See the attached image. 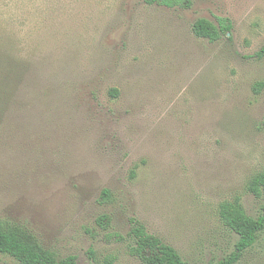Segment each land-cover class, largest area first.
Returning a JSON list of instances; mask_svg holds the SVG:
<instances>
[{"label": "rangeland", "instance_id": "1", "mask_svg": "<svg viewBox=\"0 0 264 264\" xmlns=\"http://www.w3.org/2000/svg\"><path fill=\"white\" fill-rule=\"evenodd\" d=\"M199 19L232 30L198 38ZM0 46V225L77 264H142L136 219L217 264L239 239L220 204L263 215L264 0H0ZM234 264H264V231Z\"/></svg>", "mask_w": 264, "mask_h": 264}, {"label": "trees", "instance_id": "2", "mask_svg": "<svg viewBox=\"0 0 264 264\" xmlns=\"http://www.w3.org/2000/svg\"><path fill=\"white\" fill-rule=\"evenodd\" d=\"M147 4H158L172 8L184 6L187 0H145ZM232 30L228 20H219L216 25L207 19H199L193 26L196 37L208 39L211 42L227 36ZM12 73L9 52L0 46V81L8 80ZM0 83V85H1ZM264 87L263 82L254 86V91L259 94ZM118 91L113 90L117 96ZM249 190L257 197L264 196V173L254 177ZM105 199L110 197V191L103 193ZM220 220L225 227L234 232L238 237L236 250L229 258L217 264H234L241 254L251 248L264 231V213L258 218L249 216L239 199L227 201L219 206ZM133 245L130 253L140 260L142 264H187L181 255L170 245L165 244L160 238L151 235L145 226L136 219L132 220V229L129 234ZM0 255L14 258L20 264H77L75 257L70 256L59 259L53 252L44 249L38 242L28 238L25 233L13 227L0 225Z\"/></svg>", "mask_w": 264, "mask_h": 264}]
</instances>
